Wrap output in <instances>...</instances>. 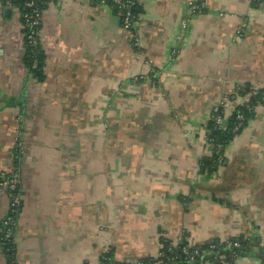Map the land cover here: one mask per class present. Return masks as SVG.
I'll return each mask as SVG.
<instances>
[{"label": "crops", "instance_id": "obj_1", "mask_svg": "<svg viewBox=\"0 0 264 264\" xmlns=\"http://www.w3.org/2000/svg\"><path fill=\"white\" fill-rule=\"evenodd\" d=\"M135 3L124 29L100 0L48 1L38 80L23 63L20 10L0 0V177L21 192L15 264L138 261L162 240L232 238L247 244L233 264H264V0ZM245 86L262 101L202 171L213 110L227 101L225 123ZM8 206L0 186V220Z\"/></svg>", "mask_w": 264, "mask_h": 264}, {"label": "trees", "instance_id": "obj_2", "mask_svg": "<svg viewBox=\"0 0 264 264\" xmlns=\"http://www.w3.org/2000/svg\"><path fill=\"white\" fill-rule=\"evenodd\" d=\"M4 2H8L10 5L17 7L20 10L21 17L22 14L27 11L26 8L23 6V2L25 0H3ZM50 0H36V3L38 5V8L43 11L46 7L47 2ZM134 12L136 13V4L134 6ZM23 22V17L21 18ZM40 27V26H39ZM24 32V53H23V63L25 67L28 69V71L31 73V75L38 80L43 79V60L44 55L43 51L40 48L39 41L36 45H30L27 37L26 32L27 29L23 27ZM239 95H246L249 92V89L245 87H242L238 89ZM262 101V94L260 91L256 92L253 95H250L248 106L251 107L249 109L247 107V104H240L236 106L232 112L227 116L226 122L222 125H219L216 123L215 119L213 117H210L209 121L207 122V137L211 139V148L212 153L210 156H207L201 160V170L206 171L208 173L214 171L218 164L221 162L222 153L225 145L233 138V136L240 132V130L245 125L248 118H250L253 114V110L257 103ZM217 114H222V108H218ZM241 114L243 116V119L239 122L237 119V115ZM239 123V125H238ZM238 125V126H237ZM217 145H220L219 151L216 152ZM20 191L19 187H16L15 192ZM20 209V206H19ZM19 210L12 213L13 221L16 222L17 216H18ZM14 227V225H13ZM13 227H12V233L9 238L2 239V247L5 252L6 258H7V264H15L14 259V251H13V244H12V236H13ZM4 230L2 219L0 220V236L2 237V231ZM227 241L232 242H238V247H227L226 243ZM227 241H218L214 240L211 242H206L201 245H197V247L200 251H203L202 258L206 261H212L215 258V255L218 254H224L226 256H230V252L234 250L237 254H241L243 251L247 249L246 242L241 238H232ZM162 247H161V253L162 255L158 258L160 260V263H156V258L154 257H147L138 260V263L141 264H198L200 260V256H196L193 259L188 257L186 254H184L181 251V248L183 246H186L185 243L178 244L177 247L173 250V252H170L168 250V244L170 241L168 240H162ZM191 250V248H190ZM131 261H125V262H117L114 261L111 257V253L107 252L100 260V264H129Z\"/></svg>", "mask_w": 264, "mask_h": 264}, {"label": "built area", "instance_id": "obj_3", "mask_svg": "<svg viewBox=\"0 0 264 264\" xmlns=\"http://www.w3.org/2000/svg\"><path fill=\"white\" fill-rule=\"evenodd\" d=\"M100 2L108 4L112 7H115L121 14V26L124 29H131L133 28L135 22H136V13L134 12V6H135V0H100ZM23 6L24 8L27 9V11L25 13L22 14L23 17V22H22V26L27 29L26 32V37L27 40L29 42L30 45H36L37 42L39 41L38 39V33H39V26L41 23V19H42V13L43 11H41L38 8V5L36 3V0H25L23 2ZM197 5H194L193 8H197ZM256 91L252 90L250 91V93H248V95H253L255 94ZM232 96V95H231ZM249 101V99H247L244 104H247ZM221 108H224L225 106H227V101L224 100L223 102H221L220 104ZM247 107L249 109H251V107L248 106ZM218 112V107L215 108L213 110V113L211 115V117H213L216 121L217 124L222 125L223 123V116L221 114H217ZM237 119L240 122L243 119V116L241 114L237 115ZM239 125V123H238ZM237 125V126H238ZM207 143L209 145H211V139L207 137ZM220 145H217L216 147V152L219 151ZM17 181L15 179V177H13L12 174H3L0 177V186L2 188H4V190L7 193V197L9 199V206H8V211L6 213V215L2 218V224L4 227V230L2 231V237L0 236V241L2 239H7L10 237L11 233H12V227L15 224L13 221V216L12 213L16 212L19 210V206L21 204V196H20V192L16 191L15 189L17 187ZM227 247H238L239 244L238 242H232V241H227L226 243ZM177 247L176 244L169 242L168 244V250L170 252H173V250ZM191 248V250H190ZM181 251L186 254L188 257H190L191 259H193L196 256H200V260L198 262V264H233L234 259L237 257V253L232 250L230 252V256H226L224 254H218L215 255L214 260L212 261H206L203 260L202 255H203V251H200L197 247L195 246H183L181 248ZM162 255L161 251L158 254L157 257H155L156 263H160V260L158 259L160 256ZM131 264V263H129ZM133 264H141L138 262H135Z\"/></svg>", "mask_w": 264, "mask_h": 264}, {"label": "rangeland", "instance_id": "obj_4", "mask_svg": "<svg viewBox=\"0 0 264 264\" xmlns=\"http://www.w3.org/2000/svg\"><path fill=\"white\" fill-rule=\"evenodd\" d=\"M16 179V178H15ZM16 181H17V179H16ZM17 185V184H16ZM20 192V191H19ZM20 196H21V192H20ZM135 262H137V261H131V264H133V263H135Z\"/></svg>", "mask_w": 264, "mask_h": 264}, {"label": "water", "instance_id": "obj_5", "mask_svg": "<svg viewBox=\"0 0 264 264\" xmlns=\"http://www.w3.org/2000/svg\"><path fill=\"white\" fill-rule=\"evenodd\" d=\"M6 10H8V9H6Z\"/></svg>", "mask_w": 264, "mask_h": 264}]
</instances>
